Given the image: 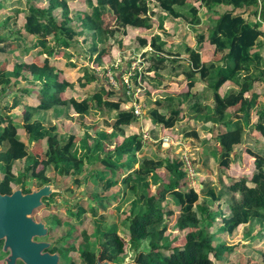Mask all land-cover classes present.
I'll return each instance as SVG.
<instances>
[{
	"label": "trees",
	"instance_id": "16d2710c",
	"mask_svg": "<svg viewBox=\"0 0 264 264\" xmlns=\"http://www.w3.org/2000/svg\"><path fill=\"white\" fill-rule=\"evenodd\" d=\"M5 1L0 0V9ZM70 1L15 0L17 5L1 17L0 45L6 42L10 47L0 48V192L12 193L22 188L27 193L35 187L38 189L50 183L52 177L48 173L51 170L68 177L81 173L87 163L94 161L101 162L113 173L119 167L117 179L98 176L94 181L97 187L102 185L103 190L88 192L94 201L104 200L120 180L132 197L131 210L125 218L130 238L125 241L115 229L103 230L104 257L124 256L132 249L133 261L126 264H215L221 261L235 246L219 240L214 232L212 226L216 216L206 203H200V193L190 186L182 160L138 157L144 148L138 132L123 134L119 139L117 135L122 132V126L138 124L140 117L135 115L133 108H122L127 99L117 96L108 84L95 88L91 96H76L78 88L86 93L84 89L99 80L91 66L79 64L75 56L86 43L91 63L103 67L105 58H114L115 51L121 49V45L116 46L119 42L115 40L114 44L111 39L127 26H140L134 19H140L147 30L153 28L152 18H142L141 14L149 9L155 10L157 17L167 15L196 28L198 47L185 46L188 63L165 48L167 41L161 34L138 35L137 40L140 46L152 49V52L143 53H151L152 60L146 67L148 73L154 71L160 77L168 74L186 79L177 96L170 95L163 100L150 99L152 90H147L148 101L153 105L150 117L154 124L200 140L196 128L184 126L177 130L178 126L186 120L187 113L201 120H213L217 125V140L221 143V150L213 151L217 157L220 155V170L228 169L239 159L242 152L232 155L231 151L237 144L249 140L244 148L254 160L252 175L233 180L220 190L203 183L205 195L215 200L227 192L232 193L230 213L223 216L220 212L223 217L218 228L229 233L227 222L249 224L256 218L264 219V104H260V94L253 88L256 81L264 80V26L257 19L258 0H75L77 5L79 1L85 4L84 10L72 8ZM201 4L213 10L216 6L225 7V11L214 10L210 24L211 20L203 19ZM203 23L205 28H197ZM41 45L43 48L35 55L44 56L42 65L31 53ZM204 45L215 47L222 53L221 58L204 61L201 53ZM16 53H22L25 58L18 59ZM73 69L83 72L77 81L69 78L68 73ZM142 76L145 77L143 72ZM199 79H203L206 86L194 92ZM228 82L235 86L222 94ZM207 91L212 93V101ZM246 92L250 97L245 96ZM57 106L69 107L72 112L67 117L81 123L86 120V113L94 108L113 111L114 123L105 121L113 130L102 129L95 133L86 130L77 140V131L64 133L54 124L52 111ZM235 106L234 111H229ZM255 109L258 118L253 123ZM19 129L26 133L27 140ZM254 131L259 133L258 137L253 136ZM41 140L47 143L42 158L30 151V144ZM110 146H114L113 150ZM257 148L263 152L256 151ZM24 159L31 164L24 165L22 172H16L15 163ZM162 169L167 173L163 174ZM30 181L33 185L29 187ZM76 181L81 183L79 179ZM153 184L157 185L156 190L152 189ZM169 196L176 199L179 207L177 226L183 233L181 243L166 237V216L173 215L171 208L166 209L170 205ZM50 197H44L43 201ZM77 208L76 213H70L78 218L88 211L82 203L77 204ZM91 211L97 213L98 207L91 206ZM54 220L52 218L55 225L61 223L58 218ZM99 230H96L98 235L101 234ZM83 236H88L86 231ZM144 242L149 247L141 250ZM72 248L78 249L77 246ZM86 250L95 256L94 250L88 247Z\"/></svg>",
	"mask_w": 264,
	"mask_h": 264
},
{
	"label": "rangeland",
	"instance_id": "374dc122",
	"mask_svg": "<svg viewBox=\"0 0 264 264\" xmlns=\"http://www.w3.org/2000/svg\"><path fill=\"white\" fill-rule=\"evenodd\" d=\"M38 1L39 3H42L44 0ZM16 5L17 4L15 0L5 1L4 7L0 9V23L2 15L4 17L5 13L11 12L12 8ZM70 5L74 9H85V4L80 1L79 5H77L75 0H71ZM201 6V14L203 16V19L206 22L207 20H211L210 24L213 23L212 19L214 10H221V12L225 11V7L222 6L221 7L223 9L216 6L214 10L206 7V5L203 4H201ZM141 14L142 18H152V32L160 31V34L168 40L167 50L171 51L172 54H179V60L188 63V58L185 53V46L192 45L194 47H198L196 41V28L189 25L186 21L174 19V23L176 22L174 24L175 27H172L169 23L167 24V28H165L164 26L165 30L168 31L170 35H172L171 37L167 38V36L163 34L161 28L159 29L158 20L153 19L154 12L152 9L142 11ZM134 21L140 26H127L123 28V31L121 33H117L115 38L111 39V42H113L114 44H116L115 40L119 42V44H116V46L121 45V47H124L125 49L122 48V54H118V52L115 51L113 59H111V56H107L105 58L106 64L103 65V67L91 63L90 55L87 54V46H85L86 43H83V50L75 57L76 59L79 58V64H89L91 66L92 70L98 77L99 83L96 84V82H92L90 87L88 86L87 89H84L86 93H84L82 89L78 88L76 96H82L80 98H84L86 95L91 96L95 88L104 86L105 84H108V88H111L112 83L109 75H107L108 72L113 75V82H117L118 86L119 81L123 83L126 77V74L125 72L123 73V70L125 68L128 71L130 70V68L127 66H125L124 68L123 64L129 61L128 63L131 65L132 61L141 58L142 68L144 67L145 69L143 70L145 80L143 79L141 85L143 91L138 96V100L143 106L142 115L140 116V122L138 124L135 123L123 125L122 132L119 131L118 134L120 135H117V137L119 139H122L123 134L127 136L138 132L142 135L143 138V134L145 132L149 133V139L143 140V150L137 154L140 158H142L143 156H149L153 158L170 157L179 158L182 161L183 158H189V160L191 161V167H193L194 170V172H190V175L188 176L189 184L200 193V203H206L210 210L213 211L214 216H216V223L212 226V228H214V232L218 236L219 240L226 241V243L230 246H235V249L231 251V253H229L227 256H224L221 261H215V264H238L239 262L241 264H264V219L256 218L249 224L237 223L236 225H232L233 223L227 222L229 226V233H225L222 230L220 231L218 228L221 226L220 222L222 221V217L230 213L229 204L232 193L227 192L221 197V199L215 200L212 197H207V195H205V192L202 190L203 183L209 186L211 185L217 187V189L220 190L224 188L227 183L232 182L233 180L239 179L244 175H252L254 160L248 153L245 152L244 148L249 140L246 139L243 144H237L234 150L231 151L232 155L242 152V154L239 156V159L237 161H234L231 164V167H229L228 169L220 170V155H218L217 157L213 153V151L216 150L217 147L210 140V138L213 137H210L208 139L209 141L204 144V148L207 150V153H205L208 155V158H204L203 156L205 153L203 154V147L201 148L200 144L203 145V142L206 139L205 137V139L200 137L201 139L198 140L196 138L177 134L172 129L168 130L166 133L161 132V127L154 124L151 120L150 109H152L153 105L148 101L147 90L153 88L154 93L149 96V98L152 100H163L170 95L177 96L179 94L180 88L183 85L178 83L182 82L185 77L183 76L182 79L179 78V82H176L177 78L171 79L173 77H171L170 75V77L165 76L164 78L167 80H163L162 83L156 73H153V71H151V73H148V71H146V67L150 64L149 57L144 56V52L142 50L144 48L139 49L140 46L135 41L134 37L138 32L146 34L149 30L143 27V22L140 19L136 18L134 19ZM205 26L206 24L203 23L201 27L205 28ZM173 30L175 31L172 32ZM171 40L172 42L170 43L169 41ZM171 44H173V47H170ZM133 46L134 50L131 52L135 55L131 56V53H129L130 51H128V47L132 48ZM9 47L10 44L6 42L0 45V48L2 50H6ZM42 48V45L38 46L35 49H32L31 53L35 55L37 51ZM136 50H138L139 52L137 51L138 53H136ZM151 50L152 49H150V51ZM213 50L214 49L209 48L203 53L204 61L211 58L213 53H218L217 50ZM16 55L18 59H23L22 56L25 58L22 53H16ZM34 60L40 65L45 62V58L43 55H35ZM118 62L119 65H117ZM78 71V69L71 70L68 73L70 76L69 78L77 81L79 76H82L83 74L82 71H79L78 74ZM137 73H140V71H137ZM130 80H134L132 76ZM171 80L176 83L171 82ZM199 82L200 84L198 85V87L203 90L205 87L204 83H201V81ZM166 84H168L167 87ZM207 97L210 101H212L213 97L210 91H207ZM129 98L130 100H132V97H130V95ZM261 101L264 103L263 99H261ZM10 102H12V98H10ZM130 106L131 104L127 100L122 104L123 109H130ZM71 112V109L67 106H57L54 111H52L53 121L56 127L59 125L62 132L64 133L77 131V140L85 133L86 130H90L91 133H95L96 131H100L102 129L113 130L112 126L108 127L105 123V121H109L111 124L114 123L116 116L113 111H103L99 108H94L90 112L86 113V120L84 121V123H81L77 119L74 121V119L68 118L67 114L71 115ZM192 116L196 115L192 114ZM196 122L197 121L192 120V117H189V113H187L186 120L182 122L183 126L179 125L177 130L183 129L184 126L189 127V129H197L201 122H197V124ZM92 126L93 128L90 129V127ZM209 128L210 127L204 129L202 127L201 129L208 130ZM19 131L22 134L23 138L27 140L28 136L26 135V133H24V131L21 129H19ZM166 138H169V141H165ZM198 146L200 148H197ZM113 148L114 146H110L111 150H113ZM46 149V140L35 142L32 145L30 144V151L36 155H39L40 158H42ZM256 151L263 152V150L259 148H257ZM27 164L31 163L29 161L26 162L25 159L17 161L15 163L16 172H22L24 170V165ZM136 167H138V164L136 165ZM185 168L186 170H188V167ZM166 171V169H162L163 174H166ZM48 174H51L48 176L52 177L50 178L51 181L49 184L55 187L56 192H54L52 194L53 196L51 195L52 197H50L48 201L44 202L41 207L36 209L32 215L37 221L45 222L49 226L55 224V222L52 221V218H55L56 221H58L57 218L61 220V223L59 225L53 226V240L58 236L64 235V238L67 237L68 241L75 242L74 245L79 247V242L83 238V232L86 231L88 236L90 237L91 250H99V252H102V254H105L106 249V247L104 246L105 244H103L105 239L101 233L103 230L109 229V231H112L113 229H115V231L118 232L121 238H123L125 241L129 240L130 230L128 225L125 223V218L127 214L130 213L132 197L130 191L125 188L124 184L119 180V185L111 188L104 200H100V198H98V200L94 201L88 195V192H92L95 189H98L97 191L103 190L102 185H99L97 187V182L94 181V179H96L98 176H106V178L112 177L114 179H117L120 175L119 167H117L116 172L113 173L112 171H110V169L102 166L101 162L94 161L90 164L87 163L81 173L75 176H59L55 171L53 173V170H51V172H49ZM77 179L81 181L80 184L76 183ZM32 181L29 182V187L33 185ZM90 184L91 186L93 185V187H90ZM156 186V184H153L152 189L156 190ZM34 189L37 188L35 187ZM236 195L239 196V194ZM141 199L143 200V197H141ZM167 202H169L170 205H168L169 207H166V209L171 208V210H173V215L166 216V224L168 228V230L166 231V237H168L170 240H175V243H181L183 241V233L177 226L179 207L177 206L176 199L174 197L169 196ZM80 203L86 206L88 208V211L83 214L81 218H78L76 215L70 213V211L76 213L78 211L77 204ZM91 206L98 207L97 213H93L91 211ZM138 209L139 207H137L136 211H138ZM220 212L224 213L223 216H221ZM218 224L219 226H217ZM98 228H100V235L96 234V230ZM70 229H72L71 232ZM148 247V243L144 242L142 244L141 250ZM128 248L129 243L127 244V251ZM133 255L134 251L132 249H129L128 254L124 255L120 260V262H122L121 264L132 262ZM3 256V254L0 255L1 259Z\"/></svg>",
	"mask_w": 264,
	"mask_h": 264
},
{
	"label": "water",
	"instance_id": "95a60500",
	"mask_svg": "<svg viewBox=\"0 0 264 264\" xmlns=\"http://www.w3.org/2000/svg\"><path fill=\"white\" fill-rule=\"evenodd\" d=\"M54 192L56 189L51 184L27 193L22 188L12 193L0 192V240H4V250L9 251L8 264H15L18 258L26 264H59L57 254L43 252L49 243L34 239L45 236L48 228L32 215L44 204L43 198Z\"/></svg>",
	"mask_w": 264,
	"mask_h": 264
},
{
	"label": "crops",
	"instance_id": "0c3cea01",
	"mask_svg": "<svg viewBox=\"0 0 264 264\" xmlns=\"http://www.w3.org/2000/svg\"><path fill=\"white\" fill-rule=\"evenodd\" d=\"M153 12H154V14H153V19H155V20H158V26H159V29L161 28V30H162V32H163V34L164 35H166L167 36V38L168 37H171L172 35H170V33L168 32V31H166L165 30V28H167V24L169 23L172 27H175L174 26V24L176 23H174V18H172V17H168L167 15H163L162 17H157L156 16V14H155V10H153ZM175 20H178V19H175ZM173 21V22H172ZM114 23V22H113ZM161 23H163V26H165V28L163 27H161ZM202 25H198L197 26V28H202L201 27ZM153 31V28L151 29V30H149L146 34H142V33H140V32H138L137 34H136V36L134 37V39H135V41L137 42V44H138V40H137V36L138 35H144V36H146V35H148L149 37L152 35V34H156V33H158V34H160V31H157V32H152ZM175 30H173L172 32H174ZM163 37V36H162ZM163 39H165L166 41H167V44H168V40L166 39V38H164L163 37ZM170 43L172 42V40L171 41H169ZM139 45V44H138ZM140 46V45H139ZM147 47H149V48H147ZM147 47H142V46H140L139 47V49L140 48H144V49H142L143 50V52H145V51H150V49H151V47L150 46H147ZM170 47H173V44H171L170 45ZM122 48H124V47H121V49H119V50H117V52H118V54H122L123 52H122ZM146 48V49H145ZM165 48L166 49H168L167 48V45L165 46ZM209 48H211V49H214L215 51H216V48L215 47H213V46H210V45H204L203 47H201V53H202V57H203V53L206 51V50H208ZM125 49V48H124ZM134 50V46L132 47V48H129L128 47V51H130L129 53H131V56H134L135 54L134 53H132L131 51H133ZM213 50V51H214ZM125 51V50H124ZM138 50H136L135 52L136 53H138L137 52ZM150 52H152V51H150ZM219 53V54H218ZM218 53H213V55L211 56V58H209L208 60H211V59H218V58H221V55H222V53L221 52H218ZM128 54V53H127ZM114 56V55H113ZM144 56H146V57H149V61H151L152 60V58H150V56H151V53H148L147 55H144ZM113 59V58H112ZM154 59V58H153ZM204 60V59H203ZM208 60H206V61H208ZM129 61H127V62H125V64H123V66H124V68H125V66H127V67H129V63H128ZM95 64V63H94ZM117 65H119V62L117 63ZM124 70H126V68L124 69ZM123 70V73L125 72V74H127L126 72H128V70H126V71H124ZM149 73H151V72H149ZM153 73H154V71H153ZM152 75V74H151ZM170 77L168 74H164L163 76H159V79H160V81L163 83V80L165 81V80H167V79H165L164 77ZM172 77V76H171ZM175 78H177V77H173V78H171V79H175ZM180 79H182L183 78V76L182 77H179ZM179 78H177L176 80V82H179ZM143 79H144V77H143ZM145 80V79H144ZM199 81H201V83H204V86H206V82L205 81H202V79H199L198 81H197V85H196V87L194 88V92L195 91H198V90H201L199 87H198V85L200 84V82ZM171 82H173L172 80H171ZM176 82H173V83H176ZM185 82H186V80L184 79V80H182V82H180V83H178V84H183L182 85V87L180 88V90H179V92L180 91H182L183 90V87H184V84H185ZM167 85L168 84H166V87H167ZM234 87L235 86V84H233L232 82H228V83H226L225 85H224V87L222 88V94L224 93V91L227 89V88H229V87ZM264 80H262V81H256V83H254V91L256 92V93H259L260 94V100H259V102H260V104L262 103V104H264L262 101H261V99H263L264 100ZM205 88V87H204ZM113 90H115V94L117 95V96H119V97H121V98H123V99H127L128 100V95H127V93H126V89H125V85H123L122 84V82L120 83V85H119V87L118 88H114ZM150 90H152V94L154 93L153 92V88H150ZM154 90H156V89H154ZM168 90V89H167ZM245 96L246 97H250V94L248 93V92H246L245 93ZM237 107L235 106V107H232V108H230L229 109V111H234V109H236ZM189 117H192V120H195V121H197V122H201L200 123V125L198 126V128H197V130L199 131V135H200V137L201 138H203V139H205V141L203 142V145L202 144H200L201 145V148L203 147V149H202V151H203V154L206 152L207 153V150L204 148V144L206 143V142H208L209 140V138L210 137H213V138H210V140H211V142L218 148V150H221L220 148H221V143L220 142H218V140H217V134H216V124H215V122H213V120H210V119H203V120H201L199 117H195V116H192V115H189ZM257 118H258V114H257V110L255 109V110H253V118H252V122L254 123V122H256L257 121ZM185 121V120H184ZM197 122H196V124H197ZM181 126H183V124L181 123ZM207 128V127H210L208 130H202L201 128ZM168 131V129H165V128H161V132L162 133H166ZM258 132L257 131H254V133H253V136H257L258 137ZM214 135V136H213ZM205 137V138H204ZM213 145V146H214ZM214 146V147H215ZM247 146V145H246ZM197 148H200L199 146L197 147ZM220 152V151H219ZM204 154V158H206L208 155L207 154Z\"/></svg>",
	"mask_w": 264,
	"mask_h": 264
},
{
	"label": "flooded vegetation",
	"instance_id": "af4514ba",
	"mask_svg": "<svg viewBox=\"0 0 264 264\" xmlns=\"http://www.w3.org/2000/svg\"><path fill=\"white\" fill-rule=\"evenodd\" d=\"M45 223V222H44ZM46 224V223H45ZM47 225L48 232L44 237H35L36 241H43L49 243V245L44 249L43 252H48L51 255L57 254L58 255V262L59 264H98V262H109V264H121L120 260L122 259L123 255L116 256H103L102 252L99 250L95 251V256H92L90 252L86 249L87 247L90 248V237L82 236L83 238L79 242L78 249L72 248L75 242L68 241L67 237L64 238V235L53 238V226ZM57 225V224H56ZM0 255H4L1 259L0 257V264H8L6 261V257L9 255V251L4 250V240H0ZM76 247V246H75ZM15 264H26L21 258L16 260Z\"/></svg>",
	"mask_w": 264,
	"mask_h": 264
},
{
	"label": "built area",
	"instance_id": "2783aa9c",
	"mask_svg": "<svg viewBox=\"0 0 264 264\" xmlns=\"http://www.w3.org/2000/svg\"><path fill=\"white\" fill-rule=\"evenodd\" d=\"M257 19L264 26V0H258ZM141 64H142L141 58H138L137 60L132 61L130 65V70L127 72L126 77L122 83L123 85H125L127 95L129 94L130 97H132L131 98L132 100L129 101L131 104L130 109L133 108L135 115L138 117L142 115V111H143V106L138 100L139 94L143 91V88L141 87V85L143 81L142 72H143L144 67L142 68ZM137 71H140V73L138 74ZM107 75H109L111 79V83H112L111 86L114 88H118L121 81H119V84L117 86V82L116 83L113 82V79H114L113 75L110 72H108ZM131 76L133 77L134 80H130ZM149 137H150L149 133L145 132L143 134V140H147L149 139ZM165 141H169V138H166ZM182 162L184 164V167H188L187 172L189 176L190 172H194L193 167H191V161L189 160V158H186V159L183 158Z\"/></svg>",
	"mask_w": 264,
	"mask_h": 264
}]
</instances>
